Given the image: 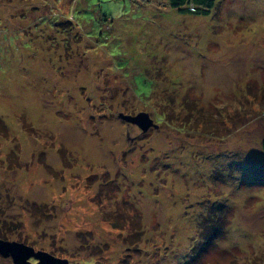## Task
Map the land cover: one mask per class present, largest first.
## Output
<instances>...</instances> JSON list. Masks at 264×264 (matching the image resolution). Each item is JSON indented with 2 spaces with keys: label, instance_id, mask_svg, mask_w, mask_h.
I'll use <instances>...</instances> for the list:
<instances>
[{
  "label": "rangeland",
  "instance_id": "rangeland-1",
  "mask_svg": "<svg viewBox=\"0 0 264 264\" xmlns=\"http://www.w3.org/2000/svg\"><path fill=\"white\" fill-rule=\"evenodd\" d=\"M140 111L158 126L118 116ZM0 118V239L67 264H264V0H0Z\"/></svg>",
  "mask_w": 264,
  "mask_h": 264
},
{
  "label": "water",
  "instance_id": "water-1",
  "mask_svg": "<svg viewBox=\"0 0 264 264\" xmlns=\"http://www.w3.org/2000/svg\"><path fill=\"white\" fill-rule=\"evenodd\" d=\"M118 116L126 123L137 125L142 132H146L150 127L158 126L145 111H140L133 115L119 113ZM0 254L3 256L10 255L13 264H31L26 260L29 256L39 259L36 264H67V260L57 258L45 251H34L32 247L23 243L9 242L2 239H0Z\"/></svg>",
  "mask_w": 264,
  "mask_h": 264
},
{
  "label": "trees",
  "instance_id": "trees-1",
  "mask_svg": "<svg viewBox=\"0 0 264 264\" xmlns=\"http://www.w3.org/2000/svg\"><path fill=\"white\" fill-rule=\"evenodd\" d=\"M168 6L177 9L180 13H188V14H198L205 15L215 6L216 0H165ZM0 130L6 131L2 119L0 118ZM260 148L262 155L264 157V135L260 140ZM67 164V162H65ZM210 217V218H208ZM200 221V227L204 231V233H210V240L212 237L217 235L220 231H222V224L219 223V220L214 218L213 215H208ZM214 219V220H213ZM210 221V222H207ZM214 223V224H213ZM118 223H114V227L121 228Z\"/></svg>",
  "mask_w": 264,
  "mask_h": 264
}]
</instances>
